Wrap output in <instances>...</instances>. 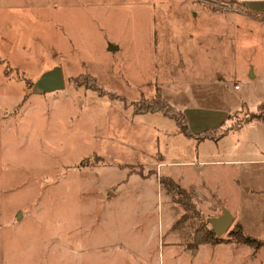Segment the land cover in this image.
I'll list each match as a JSON object with an SVG mask.
<instances>
[{
  "label": "rangeland",
  "instance_id": "1",
  "mask_svg": "<svg viewBox=\"0 0 264 264\" xmlns=\"http://www.w3.org/2000/svg\"><path fill=\"white\" fill-rule=\"evenodd\" d=\"M247 2L0 0V264H264V251L236 240V215L215 241L197 243L221 201L219 214L260 208L245 189L264 184V136L253 142L247 136L258 129L246 126L199 144L177 134L172 118L134 111L162 96L188 114L213 109L233 124L250 117L248 107L234 112L240 95L264 98V90L235 89L233 76L251 57V42L239 50L208 44L204 55L195 48L192 58L202 54L210 72L225 73L220 83L183 65L188 29L227 23L231 12L261 19ZM58 65L65 87L37 92L35 82ZM218 150L245 161H197ZM167 175L195 185L199 215L173 200L161 185ZM254 232L264 238L261 224Z\"/></svg>",
  "mask_w": 264,
  "mask_h": 264
},
{
  "label": "crops",
  "instance_id": "2",
  "mask_svg": "<svg viewBox=\"0 0 264 264\" xmlns=\"http://www.w3.org/2000/svg\"><path fill=\"white\" fill-rule=\"evenodd\" d=\"M245 2H247L245 0ZM249 8L255 11L263 12L264 13V0L259 1L258 3H250L247 2ZM230 15H233L230 18L229 22H225L222 24H213L211 26L207 25V27L204 25V21H202V24L198 22L196 26L192 27V29H188L186 31L187 38L183 40V44L187 43V46H183L185 50H189L190 55H187L185 57V60L183 61V65L189 64L192 68L191 70L196 72L197 79H206L207 81H211L213 83H220L224 80L225 73L223 74L219 69H215L214 73L210 72V65L203 62L202 54L199 57V59L192 58L193 51H195V48L198 47V49H201V53L204 50L208 52V47H206L208 44L211 45V48H214L213 45L221 44V45H230L231 47L237 48L238 50L242 48V46L245 44V41L251 42L252 45H248L249 54H252L251 57H248L247 64L244 69H239L238 72H235L234 78L235 80V89H240L243 84H254L258 83L261 85V88L264 90V20L259 19L254 16H246L241 15V13L231 12ZM239 21H238V17ZM259 33V35H258ZM257 36L259 39H257ZM189 39V40H188ZM184 59V56H183ZM195 61H199V66L197 67V64H195ZM240 82V87H237V84ZM254 89V87H252ZM257 109L251 110L249 107V104L252 99L255 97ZM250 98V99H249ZM250 101V102H249ZM261 105H264V98L261 95L255 94L254 96L244 91L242 95L239 97V102L237 103L236 107L237 109H234V112H241L245 108L248 107L250 110V113H255L260 110ZM153 112V111H150ZM147 112V113H150ZM161 113V112H160ZM145 114V113H140ZM163 114V113H162ZM164 115V114H163ZM187 125H189V130L191 134H187L182 131L180 128V125L176 122L175 119H173L177 126L171 125L172 128H175L177 134H180L181 132L184 133L189 138L198 139V143L206 141V139H214L216 141H219L220 139H223L229 131L237 130L241 133V130H243L246 126H251L252 129H258V132L256 133H249L247 137H252L253 142L255 143H261L263 141L264 136V120L262 119H252V120H242L241 124L237 127H231V124L229 123L233 120H230L232 117L231 114L225 113H217V111L210 109V110H204L195 108V110L192 111L191 114H188L185 112ZM234 115V114H233ZM167 116V115H164ZM169 117V116H167ZM171 118V117H170ZM233 124V123H232ZM230 126L228 131L223 134L222 136L215 138L213 136H207L205 138H200L198 135H201L205 133L208 130L213 129H220V127L224 128L225 126ZM256 134V135H254ZM257 143V144H258ZM220 158H219V157ZM200 156L198 155L197 161L202 164H241L245 159H238V157H224L222 158L221 154H219V150L216 153H213L211 155H205L204 159H199ZM195 163L196 160L194 158L192 160H182L180 159L179 163ZM238 171L235 173L236 177L235 180L237 183H240L241 186L245 185L248 182V178L246 177L245 172H241L240 169H237ZM173 178V177H172ZM185 187V186H184ZM192 195L198 196L197 188L195 185H191L189 187H185ZM247 191L253 192L255 195L258 196V198L253 197V199L256 201H261L257 203L260 205L258 209H241L238 212H233L234 215H236L239 219V222L242 224V227L244 230L252 235H255L254 230L259 227L261 224V227L264 228V184L258 183V184H252L248 186ZM211 194L216 197L215 193L211 190ZM222 204V201L220 202V206ZM216 206L218 211H216L218 215H220V211L222 208L219 209L220 206ZM222 213V212H221ZM250 214L254 215L253 218L255 221L258 222V224L252 223V220L250 219ZM261 222V223H260ZM252 247V246H251ZM253 248V247H252ZM252 248L249 252H252ZM255 250V249H253ZM207 252V248L204 250L201 249L199 251V256L202 253ZM257 252L264 251V246L260 247L259 250H255ZM195 253V252H194Z\"/></svg>",
  "mask_w": 264,
  "mask_h": 264
},
{
  "label": "trees",
  "instance_id": "3",
  "mask_svg": "<svg viewBox=\"0 0 264 264\" xmlns=\"http://www.w3.org/2000/svg\"><path fill=\"white\" fill-rule=\"evenodd\" d=\"M249 13L250 14H254L258 17H260L261 19L264 20V13L263 12H259V11H255V10H251L250 8H248ZM96 82V81H95ZM99 82V81H98ZM97 82V83H98ZM102 83H98V86H102ZM98 87H96L97 89ZM100 93H103L102 91H99ZM159 95V94H158ZM260 107V111L261 112H255L252 113L250 117L244 119V120H252V119H262L264 120V105L259 106ZM134 111H136L137 113H147L150 111L153 112H161L164 115H167L173 119L176 120V122L178 123V125H180V128L182 129L183 132L187 133V134H191L190 130H189V125H187V120H186V115L184 113L183 110H179L177 109L168 99L162 97V96H157L156 98H151L150 100H146L145 103H141V104H134ZM241 124V122L239 123H235L232 124L231 127H237ZM230 126H225L224 128L220 127V129H211L206 131L205 133L198 135V137L200 138H205L207 136H213L215 138H218L220 136H222L223 134H225ZM230 127V128H231ZM161 185L164 186V188L166 189L167 192L172 193V198L173 200H175L176 202L182 203V205H184L185 209L187 210H192L194 211L195 214L199 215L200 214V210H197L195 203L192 200V196L191 193L182 185H180L174 178H172L171 176H162L161 177ZM177 195V196H176ZM238 229L235 231L234 229L232 230L233 233H237L236 234V240L240 243H246L250 246H252L255 250H259L260 247L264 246V238H258L255 237L254 235L246 232L244 230V228L242 227V224L239 222L236 226ZM215 229H206L205 230V234L202 235V237H200L197 241V243H202V242H209V241H215L216 238H214V234H215Z\"/></svg>",
  "mask_w": 264,
  "mask_h": 264
},
{
  "label": "water",
  "instance_id": "4",
  "mask_svg": "<svg viewBox=\"0 0 264 264\" xmlns=\"http://www.w3.org/2000/svg\"><path fill=\"white\" fill-rule=\"evenodd\" d=\"M35 89L39 93L58 91L65 87L64 72L61 66H56L43 73L42 76L35 82ZM18 212L17 218L21 216ZM235 220V215L228 209L224 208L220 215L211 218V228L215 229L218 235H221L229 230L230 225Z\"/></svg>",
  "mask_w": 264,
  "mask_h": 264
},
{
  "label": "built area",
  "instance_id": "5",
  "mask_svg": "<svg viewBox=\"0 0 264 264\" xmlns=\"http://www.w3.org/2000/svg\"><path fill=\"white\" fill-rule=\"evenodd\" d=\"M239 85L237 84V87H238Z\"/></svg>",
  "mask_w": 264,
  "mask_h": 264
}]
</instances>
